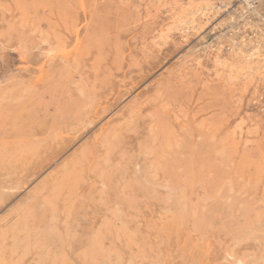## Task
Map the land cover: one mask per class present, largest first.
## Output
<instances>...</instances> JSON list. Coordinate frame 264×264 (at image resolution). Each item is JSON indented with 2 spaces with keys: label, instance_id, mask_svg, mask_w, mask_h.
I'll return each mask as SVG.
<instances>
[{
  "label": "rangeland",
  "instance_id": "374dc122",
  "mask_svg": "<svg viewBox=\"0 0 264 264\" xmlns=\"http://www.w3.org/2000/svg\"><path fill=\"white\" fill-rule=\"evenodd\" d=\"M0 264H264V0H0Z\"/></svg>",
  "mask_w": 264,
  "mask_h": 264
},
{
  "label": "bare ground",
  "instance_id": "6f19581e",
  "mask_svg": "<svg viewBox=\"0 0 264 264\" xmlns=\"http://www.w3.org/2000/svg\"><path fill=\"white\" fill-rule=\"evenodd\" d=\"M101 116V115H100ZM29 201V200H28ZM50 202V201H49Z\"/></svg>",
  "mask_w": 264,
  "mask_h": 264
}]
</instances>
